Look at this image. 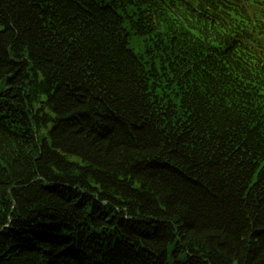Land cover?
Masks as SVG:
<instances>
[{
	"label": "trees",
	"instance_id": "trees-1",
	"mask_svg": "<svg viewBox=\"0 0 264 264\" xmlns=\"http://www.w3.org/2000/svg\"><path fill=\"white\" fill-rule=\"evenodd\" d=\"M0 264H264V0H0Z\"/></svg>",
	"mask_w": 264,
	"mask_h": 264
}]
</instances>
